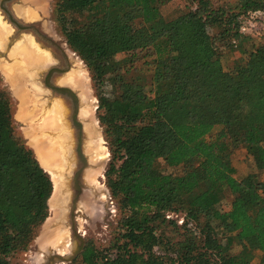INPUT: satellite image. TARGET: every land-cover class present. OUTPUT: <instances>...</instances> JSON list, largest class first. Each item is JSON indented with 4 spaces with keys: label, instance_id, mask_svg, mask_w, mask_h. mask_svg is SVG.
I'll use <instances>...</instances> for the list:
<instances>
[{
    "label": "trees",
    "instance_id": "1",
    "mask_svg": "<svg viewBox=\"0 0 264 264\" xmlns=\"http://www.w3.org/2000/svg\"><path fill=\"white\" fill-rule=\"evenodd\" d=\"M174 1L54 4L53 18L99 101L110 152L106 184L121 214L111 247L87 246L82 264H254L256 253L264 264V45L230 70L221 54L241 52L252 39L241 34L242 22L264 12V0H187L168 20L162 8ZM143 53L152 90L133 102L123 89ZM121 54L127 58L117 61ZM185 68L181 82L176 72ZM15 111L0 75V264L28 252L53 194ZM241 147L258 170L244 181L230 164ZM162 163L178 173H164ZM167 229L178 240H167Z\"/></svg>",
    "mask_w": 264,
    "mask_h": 264
},
{
    "label": "rangeland",
    "instance_id": "2",
    "mask_svg": "<svg viewBox=\"0 0 264 264\" xmlns=\"http://www.w3.org/2000/svg\"><path fill=\"white\" fill-rule=\"evenodd\" d=\"M1 1V0H0ZM57 0H47L46 2L42 3H35L27 6L26 12L31 14V8L28 7H33V11H36V16L32 17L35 20H37L36 24L40 25L42 24L43 27L42 29L44 32L47 33L48 36H51L52 39L55 41L56 44L61 46L62 50L67 54L70 60L71 67L73 70H76V65L77 63L81 64L82 68L87 72V75L89 77V88L91 90V95L92 98L96 101V109H95V119L97 121V131L98 134L100 135L102 139V145L105 148L106 151V157L105 159L101 162L100 165V170L97 175V180L94 183H89V185L85 184V191L86 193H92V197L94 199V206L92 209H79L77 213V218H76V223H77V229L79 230L80 234L83 236L85 246L82 251V253L85 251L86 247L89 246L93 248L94 250H104L106 248H110L111 244L114 242V239L117 237L119 234V222L121 219V214L119 212V205L116 200L112 198V195L107 187L106 184V177L105 173L107 171L109 162H110V152H109V146L108 143L105 139L104 135V128L101 126L99 119H98V109H99V101L96 97L95 91L93 89L92 81H91V76L89 74V71L84 64V62L81 60V58L78 56L77 53L73 52L71 48L68 46L67 41L65 36L63 35L60 27L56 23V21L53 18V9H54V4ZM187 0H177L172 2L171 4L165 6L162 8V13L165 16L166 19H173L176 18L177 11L179 9L183 10L184 6L186 5ZM15 12L18 10V8H23L25 9V6H13ZM36 9V10H35ZM43 9V10H42ZM17 14V12H16ZM33 14V13H32ZM34 15V14H33ZM24 19L19 20L23 23H26V20H30L27 16L21 15ZM4 17V16H3ZM1 16L0 12V21L1 23H8L5 21ZM9 27L12 29V36L13 40L8 41V45H14L16 39H33L35 43V38L31 36L30 34H21L22 32L20 30H17L15 27L11 26L9 24ZM260 32L255 31L254 36H251V40H243L241 43L242 51H236L230 48H223L222 49V65L226 70H230L234 67V65L240 60V59H247L248 54L251 50L254 48H259L264 45V21L261 26H259ZM158 30V29H157ZM158 34V31H156ZM21 34V35H20ZM36 46L37 52L39 53H47L50 51L52 53L53 50L50 48L45 47L43 44H34ZM1 48L3 46L0 45V66L5 65L8 67H12L17 65V61L19 60V56L15 55L14 57L12 54L8 55L7 53L1 51ZM244 52H247V54H244ZM144 55L141 54L138 60L134 62V68L129 72L128 75H126V84L124 85V97L125 99H128L133 102H138L141 100L142 96L145 94H150L152 90V76H153V70L152 67H148L146 65V59H140ZM123 58H127L126 54H121L116 57L117 61L122 60ZM18 59V60H17ZM46 74V71H43L42 75L44 76ZM190 74V69L185 68V69H179L176 72V77L177 80L185 81L188 79ZM14 75V74H13ZM41 75V76H42ZM14 78V77H13ZM6 88L8 89L9 93L12 95L13 99L15 100L16 103V111H15V122H16V127L17 130L22 134L24 140L26 141V144L32 148L31 144L33 143L31 141V132H35V125H39L41 121L42 127L46 126L44 120L46 116L48 117L49 111L51 110L52 106L54 103H57L58 101H62L61 98L57 95H51V91L45 90V88L40 84L41 86V92L39 100L40 101H46L48 105L43 109V111L39 114L38 118L35 119V123L33 124L30 120L22 121L17 118V112L19 110V106L21 105V96L19 95L20 89H23L24 84H19L14 82L11 85V83L7 79H3ZM181 84V83H180ZM13 87V91H12ZM43 87V88H42ZM115 88L112 84V82L107 84V93L108 97L111 98L112 92L114 91ZM29 89V88H28ZM14 92V93H13ZM47 93L48 95H45ZM80 93V92H78ZM43 97V98H41ZM38 100V101H39ZM53 103V104H52ZM46 105V104H45ZM43 105V106H45ZM82 108H83V101H82ZM30 128V130H29ZM46 130V128H45ZM29 132V133H28ZM30 135V137L27 136ZM85 141L87 140L84 137ZM32 143H31V142ZM86 143V142H85ZM34 145V143H33ZM85 156L88 159L89 162V167H93V163L90 160L89 154L85 150ZM230 164L235 170V178H237L240 181L248 180L253 174H258V170L255 166V162L251 156H249L247 150L243 147L239 148L236 150L232 155L230 159ZM162 171L167 174H176L178 173V170L168 168L164 163H162ZM101 173V174H100ZM97 191V192H96ZM99 192V193H98ZM230 199L225 200L224 203H229ZM99 210V211H98ZM50 217V211H49V216ZM48 219V218H47ZM46 219V220H47ZM45 223V222H44ZM45 226H41L38 232V236L35 238V241L33 245L30 247L27 253L19 255L18 258H15L12 262L13 264H38V258L41 257L42 261L44 264H49L50 259L53 258L54 255L60 254L62 256H67L70 254L72 251H62L59 249H56V247L51 243L49 246H41L40 243L43 240H46L48 235L44 232ZM164 233L166 236H164L167 240L175 241L178 240V236H176L173 231H170V229L164 230ZM47 236H46V235ZM46 236V238H44ZM49 238V237H48ZM49 242V240L47 239ZM73 244V249L75 248V243L72 240ZM71 244V245H72ZM72 248V247H71ZM69 248V249H71ZM68 249V250H69ZM72 249V250H73ZM240 251V246L238 244H234L232 247V253L237 254ZM81 253V254H82ZM81 254L75 258V260L72 263L68 264H82V259H81ZM261 255L259 253H256L255 258H254V264H260L261 263ZM52 261V262H51ZM50 262L51 264H64V263H59L56 259H52Z\"/></svg>",
    "mask_w": 264,
    "mask_h": 264
},
{
    "label": "bare ground",
    "instance_id": "3",
    "mask_svg": "<svg viewBox=\"0 0 264 264\" xmlns=\"http://www.w3.org/2000/svg\"><path fill=\"white\" fill-rule=\"evenodd\" d=\"M34 1L36 3H42L47 0ZM35 12L36 11H33L32 13L36 15ZM5 29L7 30L5 25L0 21V42L5 35ZM71 77V82H73L80 90L83 101L81 118L84 123V130L87 139V153L93 163V167L86 171L84 176L85 182L89 185V183H94L97 180L101 162L105 159L107 154L102 145V139L97 131L98 125L94 117L96 101L90 96L91 90L88 86L89 77L87 72L82 68L81 64L77 63L76 70L74 69ZM33 87H35L36 90L38 88L35 85ZM17 93L21 96L20 98L22 102L16 115L17 118L22 121L30 120L33 123L45 108V106H43L45 103L35 101L33 99V93H31L27 87L20 89ZM62 113L63 106L60 103L53 105L50 115L44 120L46 121V126L42 127L43 130H45V128L56 129V136L54 139H49L45 135L37 134L36 129L34 133L31 132V137L30 135L28 137H30L31 141L34 143L33 145L31 142V146L34 149L39 162L50 175L53 183V194L49 200L50 217L45 222L46 230L44 229V232L48 233L49 241L56 247V249L66 251L71 248L72 245L70 244V232L65 227L67 210L64 208V204L69 196L66 184L67 178L70 176L71 169L73 168L74 161L69 144L70 136L65 122L62 120ZM91 194H82L79 208L88 210L92 209L95 202Z\"/></svg>",
    "mask_w": 264,
    "mask_h": 264
},
{
    "label": "water",
    "instance_id": "4",
    "mask_svg": "<svg viewBox=\"0 0 264 264\" xmlns=\"http://www.w3.org/2000/svg\"><path fill=\"white\" fill-rule=\"evenodd\" d=\"M16 1L17 0H2L1 1L0 10L3 13H5V16H7V20H8L7 21L8 23H6V24L3 23V24L5 26H7L11 32L9 35H4L2 37L0 45L3 46V48H1V51L7 53L8 55L12 54L13 57L15 55H18L19 60L17 59L18 63L15 66L8 67L5 65H1L0 69L8 70L9 76L6 79L11 83V85L13 84V80H14V82L19 83V84H24V85L27 84L26 87L32 89L31 82H35L36 83L35 86L38 88L36 90L37 92H33L32 95L35 96V99L37 102H39V103L45 102L46 103L45 107L50 102L47 103L46 101H40L39 100L38 95L40 96V94L43 93V92H41L42 89H41L40 84L45 88V90L51 91V95H57L62 100V101H58V102L61 103L64 107L62 117H63V120L65 121V125H66V127L69 131L70 137H71L69 144H70V148H71V154H73V161H74L73 168L71 169L70 176L67 178V184H66V187L68 190L67 192H68L69 196H68L66 203L64 204L65 205L64 208L67 210L65 227L70 232V236H71L70 237L71 238L70 244H72V240H73L75 243V248L73 249V244H72V248L67 250V251H72L70 254H68L67 256H62L60 254H56L53 256L52 259H54V260L56 259L59 263L68 264V263H72L75 260V258L82 253L84 246H85L83 236L80 234L79 230L77 229V223H76L78 210L81 209V208H79V202H80L82 194L86 193V192H84L85 191V184H87V182H85V180H84L85 172L88 171L89 169H91V167H89L88 159L85 156V150L87 152L85 142L87 140L85 141V139H84V137L86 138L85 131H84V123L80 117L81 109H82V105H81L82 104V97H81V93H78V92H80V90L75 88L70 83H67V85H60V86L53 85L50 82V80H51V76L53 75L54 70H51L47 74L46 80L43 81L44 76L42 75V73H43V71H47V69H48V68H45L44 66L49 61H47L45 64H43L42 62H39L38 65H35L32 62V58L28 57L29 53H30V50L27 47V43L29 41V38L22 39V40H20V42H17V43L15 41L14 45H8L7 44L9 41V37L12 34V29L9 27V24L11 26L15 27L16 29H19V30H23L26 27L20 22V20L16 16H14L11 13V11H9L7 9V4L15 3ZM22 15L27 16L30 20L34 19V18H32L34 16L27 13L25 10H24V13ZM31 41H33V39H31ZM9 43H10V41H9ZM35 70H36V72L34 74ZM72 70H73V68L71 67V65H69V67L67 69L63 70L62 73H68V77H69V74L72 72ZM68 77L66 79H68ZM66 82H67V80H66ZM12 91H13V87H12ZM45 95H48V94L45 93ZM65 97L71 98L73 100V103H74V109H73V115L71 117V122L69 121L68 106L65 104L64 99H63ZM41 98H43V97H41ZM50 113H51V110L49 111L48 115H50ZM45 118H47V116ZM34 123H35V121H34ZM42 123H43V121H41V123L39 125H35V129L37 131V134L45 135L46 137H48L50 139H54V137L56 135L54 133L55 130L49 129V128H46V130H43L42 125H41ZM29 130H30V128H29ZM27 136H28V134H27ZM31 149L33 150V152L35 154L34 149L33 148H31ZM35 156H36V154H35ZM36 158H37V156H36ZM37 160H38V158H37ZM90 160H91V158H90ZM38 162H39V160H38ZM41 167H42V165H41ZM45 172L48 174V172L46 170H45ZM49 177H50V175H49ZM48 206H49V201H48ZM42 226H45V223ZM45 230H46V228H45ZM46 234L48 235V233H46ZM46 236L44 238H46ZM47 239L49 240V238L47 237L46 240H43L40 243V245L44 246V247L51 245L50 241L48 242ZM52 259L48 260L49 264H51ZM38 264H44L41 257L38 258Z\"/></svg>",
    "mask_w": 264,
    "mask_h": 264
},
{
    "label": "flooded vegetation",
    "instance_id": "5",
    "mask_svg": "<svg viewBox=\"0 0 264 264\" xmlns=\"http://www.w3.org/2000/svg\"><path fill=\"white\" fill-rule=\"evenodd\" d=\"M2 1V0H1ZM1 1H0V4H1ZM20 0H17L15 3H10V4H7V9L9 11H11V13L14 15V16H18L20 19H24L19 13L16 14L13 6L17 5L18 2ZM27 9V8H26ZM25 9V10H26ZM1 16L3 18H5L4 20L7 21V16H5V13H3L1 10ZM32 16H36V15H33L31 13ZM17 17V18H18ZM18 18V19H19ZM21 22V21H20ZM26 23H23L21 22L25 27V29L23 30H20L22 33L21 34H30L31 33V36H33L35 38V43L36 44H43L45 47L47 48H50V50L52 49L54 53H52L50 51L47 52V53H39L37 52V49H36V46L33 45V41H31V39H29L28 43H27V47L28 49L30 50V53H29V58H32V62H34L35 65H38L39 62H42L43 64L46 63V65L44 66L45 68H48L47 71H46V74L44 75V78H43V81L46 80L47 78V74L51 71V70H54L53 72V75L51 76V80L50 82L53 84V85H57V86H60V85H67V83H70L72 84L75 88L78 89V87L73 83L71 82L72 80V77H71V74L74 70H72V72L69 74V77H68V73H62L63 70L67 69L69 67L70 64V60H69V57L67 56V54H65V52L62 50L61 46H59L58 44L55 43V41L52 39L51 36H48L46 32H44V30L42 29L43 25L40 24H36L37 20L35 19H31V20H26L25 21ZM7 28V30L5 29V32L4 34L5 35H9L10 34V30L8 29L7 26H5ZM19 30V29H17ZM30 32V33H28ZM3 34V35H4ZM20 34V35H21ZM14 34H11V36L9 37V41L13 40L12 36ZM20 40L22 39H16V43L17 42H20ZM31 41V42H30ZM30 42V43H29ZM34 43V44H35ZM50 59V60H49ZM36 70L34 71V74H35ZM68 77V79H66ZM67 80V82H66ZM34 85H36L35 82H31V87H32V90L31 88H29V90L31 91V93L33 92H36V89L35 87H33ZM79 90V89H78ZM81 93V92H80ZM34 96V95H33ZM35 101V96L33 98ZM64 99V102L65 104L68 106V109H69V121L71 122V117L73 115V109H74V103H73V100L71 98H63ZM45 103V102H44ZM46 104V103H45ZM56 104H59L58 103H55L53 105H56ZM61 104V103H60ZM62 105V104H61ZM63 106V105H62ZM53 107V106H52ZM64 108V107H63ZM64 110V109H63ZM82 110V109H81ZM81 114H82V111H81ZM62 116H63V113H62ZM81 117V115H80ZM82 119V118H81ZM62 120H63V117H62ZM65 122V121H64ZM49 129H54V128H49ZM55 130V134H56V129ZM68 130V129H67ZM85 131V130H84ZM69 133V131H68ZM56 136V135H55ZM70 136V134H69ZM55 138V137H54ZM50 139V138H49ZM71 139V137H70ZM73 156V154H72ZM74 164V163H73Z\"/></svg>",
    "mask_w": 264,
    "mask_h": 264
},
{
    "label": "built area",
    "instance_id": "6",
    "mask_svg": "<svg viewBox=\"0 0 264 264\" xmlns=\"http://www.w3.org/2000/svg\"><path fill=\"white\" fill-rule=\"evenodd\" d=\"M264 21V12H255L242 22L241 34L254 36L255 31L260 32V27Z\"/></svg>",
    "mask_w": 264,
    "mask_h": 264
},
{
    "label": "crops",
    "instance_id": "7",
    "mask_svg": "<svg viewBox=\"0 0 264 264\" xmlns=\"http://www.w3.org/2000/svg\"><path fill=\"white\" fill-rule=\"evenodd\" d=\"M35 2H34V0H20L19 2H18V4H17V6H25V9H26V7L27 6H30V5H32V4H34ZM28 8H31L30 10H32V9H34L33 7H28ZM25 9H23V8H18V10H16L17 11V13H19V14H23L24 13V10ZM36 10V9H35ZM43 10V9H42ZM32 12H33V10H32ZM31 42V41H30ZM29 42V43H30ZM34 63V62H33ZM0 75L2 76V78L3 79H6V78H8V76H9V73H8V70H5V69H0ZM27 86V84L26 85H24L23 86V88L24 87H26Z\"/></svg>",
    "mask_w": 264,
    "mask_h": 264
}]
</instances>
